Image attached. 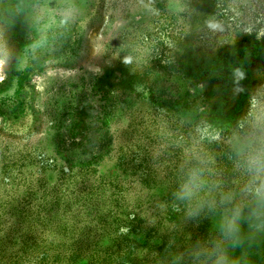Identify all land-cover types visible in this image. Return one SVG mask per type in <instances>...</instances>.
<instances>
[{
  "label": "rangeland",
  "instance_id": "374dc122",
  "mask_svg": "<svg viewBox=\"0 0 264 264\" xmlns=\"http://www.w3.org/2000/svg\"><path fill=\"white\" fill-rule=\"evenodd\" d=\"M40 3L0 0V264H191L219 209L188 218L174 199L182 138L211 125L209 167L235 187L230 140L264 87V0L240 27L219 0H75L30 55ZM241 235L229 256L264 264V228Z\"/></svg>",
  "mask_w": 264,
  "mask_h": 264
},
{
  "label": "clouds",
  "instance_id": "9594fccd",
  "mask_svg": "<svg viewBox=\"0 0 264 264\" xmlns=\"http://www.w3.org/2000/svg\"><path fill=\"white\" fill-rule=\"evenodd\" d=\"M256 0H219L222 12L229 15L237 27L243 23L244 13L254 9ZM78 11L75 0H41L36 12L35 35L29 43V54L46 49L55 38L54 29L60 27ZM221 31L219 24L210 25ZM244 32L251 35L249 28ZM264 33L257 32V38ZM6 49L0 40V66L6 63ZM213 133L211 125H197L186 141L182 138L187 167L181 169V179L173 193L174 199L186 206V215L193 218L208 209L219 215L215 221L218 237L197 241L187 253L191 264H237L228 254V247H236L241 239V224L250 229L264 228V87L252 96L243 116L236 125L230 147L234 153L233 168L239 174L234 188L225 190L209 165L214 158L203 148Z\"/></svg>",
  "mask_w": 264,
  "mask_h": 264
},
{
  "label": "bare ground",
  "instance_id": "6f19581e",
  "mask_svg": "<svg viewBox=\"0 0 264 264\" xmlns=\"http://www.w3.org/2000/svg\"><path fill=\"white\" fill-rule=\"evenodd\" d=\"M131 14H133L134 16H136L137 14H138V15H141V11L139 10L138 7H134V8L131 9ZM131 17H132V16H131ZM122 23H123V22H122L121 20H119L118 17H116L115 20H114V22H113V24H112V27H111V28H113L112 31H114L116 28L120 27V26L122 25ZM109 37H110V38L113 37V33H112V32L109 33ZM4 64H5V63H4ZM4 64H3V66H0V71L3 70V68H4Z\"/></svg>",
  "mask_w": 264,
  "mask_h": 264
},
{
  "label": "trees",
  "instance_id": "16d2710c",
  "mask_svg": "<svg viewBox=\"0 0 264 264\" xmlns=\"http://www.w3.org/2000/svg\"><path fill=\"white\" fill-rule=\"evenodd\" d=\"M17 73H18V74H16V75L18 76V80H17L16 83H20L21 80L24 78V76H23V74H21L20 72H17ZM10 78L13 79L14 77L11 75ZM2 88H3V86H2ZM2 88L0 87V90H1ZM16 91H18V88L16 89Z\"/></svg>",
  "mask_w": 264,
  "mask_h": 264
}]
</instances>
